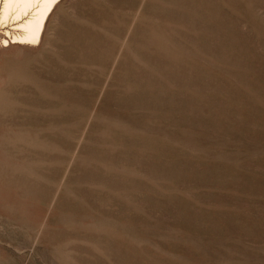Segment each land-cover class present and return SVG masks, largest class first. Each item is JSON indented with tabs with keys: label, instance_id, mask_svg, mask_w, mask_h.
I'll return each instance as SVG.
<instances>
[{
	"label": "rangeland",
	"instance_id": "374dc122",
	"mask_svg": "<svg viewBox=\"0 0 264 264\" xmlns=\"http://www.w3.org/2000/svg\"><path fill=\"white\" fill-rule=\"evenodd\" d=\"M1 26L0 264H264V0Z\"/></svg>",
	"mask_w": 264,
	"mask_h": 264
},
{
	"label": "bare ground",
	"instance_id": "6f19581e",
	"mask_svg": "<svg viewBox=\"0 0 264 264\" xmlns=\"http://www.w3.org/2000/svg\"><path fill=\"white\" fill-rule=\"evenodd\" d=\"M60 1L0 0L1 27H4V24H12L14 31L11 32L9 29L5 31L11 35L13 43L23 42L35 45L41 41L47 22ZM3 44H8L7 39L2 41Z\"/></svg>",
	"mask_w": 264,
	"mask_h": 264
}]
</instances>
